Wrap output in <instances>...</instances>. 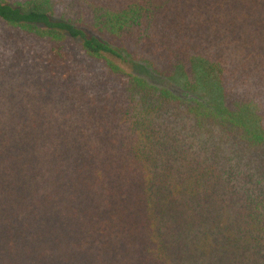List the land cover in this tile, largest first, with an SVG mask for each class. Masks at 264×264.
<instances>
[{"label": "trees", "instance_id": "1", "mask_svg": "<svg viewBox=\"0 0 264 264\" xmlns=\"http://www.w3.org/2000/svg\"><path fill=\"white\" fill-rule=\"evenodd\" d=\"M0 264H264V0H0Z\"/></svg>", "mask_w": 264, "mask_h": 264}, {"label": "rangeland", "instance_id": "2", "mask_svg": "<svg viewBox=\"0 0 264 264\" xmlns=\"http://www.w3.org/2000/svg\"><path fill=\"white\" fill-rule=\"evenodd\" d=\"M61 14L62 11L57 9L56 15L60 16ZM111 60L127 74L140 77L150 85L169 91L184 103L207 107L200 95L188 93L179 84L172 82L169 79L159 77L154 72H152V70L146 64L129 63L126 62V60H118L115 58H111Z\"/></svg>", "mask_w": 264, "mask_h": 264}]
</instances>
